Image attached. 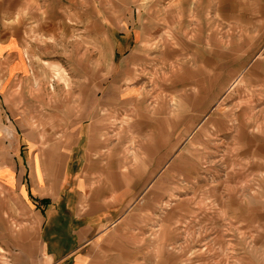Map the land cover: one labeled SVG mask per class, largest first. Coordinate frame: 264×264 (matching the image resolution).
<instances>
[{"label":"rangeland","instance_id":"374dc122","mask_svg":"<svg viewBox=\"0 0 264 264\" xmlns=\"http://www.w3.org/2000/svg\"><path fill=\"white\" fill-rule=\"evenodd\" d=\"M20 1L50 263L264 264V0Z\"/></svg>","mask_w":264,"mask_h":264},{"label":"crops","instance_id":"0c3cea01","mask_svg":"<svg viewBox=\"0 0 264 264\" xmlns=\"http://www.w3.org/2000/svg\"><path fill=\"white\" fill-rule=\"evenodd\" d=\"M12 3L17 10L21 1L0 0V264H53L44 247V210L37 207L44 200V140L34 144L31 133L32 117H44V102L32 101L28 21L1 18ZM33 104L38 113L32 112ZM40 134L44 138L43 129ZM16 234L18 246L15 242L12 252Z\"/></svg>","mask_w":264,"mask_h":264},{"label":"trees","instance_id":"16d2710c","mask_svg":"<svg viewBox=\"0 0 264 264\" xmlns=\"http://www.w3.org/2000/svg\"><path fill=\"white\" fill-rule=\"evenodd\" d=\"M41 202H42V204H44V205H48V204L50 203V200H49V199H44V200H42Z\"/></svg>","mask_w":264,"mask_h":264}]
</instances>
